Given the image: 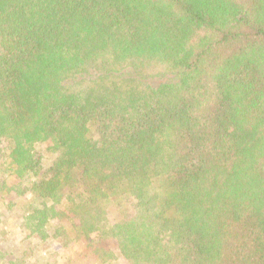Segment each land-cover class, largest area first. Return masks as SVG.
Segmentation results:
<instances>
[{"label": "trees", "instance_id": "trees-1", "mask_svg": "<svg viewBox=\"0 0 264 264\" xmlns=\"http://www.w3.org/2000/svg\"><path fill=\"white\" fill-rule=\"evenodd\" d=\"M27 192L66 264H264V0H0V201Z\"/></svg>", "mask_w": 264, "mask_h": 264}, {"label": "rangeland", "instance_id": "rangeland-1", "mask_svg": "<svg viewBox=\"0 0 264 264\" xmlns=\"http://www.w3.org/2000/svg\"><path fill=\"white\" fill-rule=\"evenodd\" d=\"M45 145H43L44 148ZM43 165L47 166L50 163L51 156L46 152L42 153ZM9 184L19 183L14 179L8 180ZM31 198V194L27 192L23 197H17L14 194H7L4 197V201H0V252L4 254L5 259L0 264H9L11 262H20L22 264H66L65 258L69 256L72 251H78L80 249L79 244L75 242L70 243L67 247H62L57 242H51L50 244H38L36 242L29 244L24 242L23 234L19 225V206L20 203L26 199ZM18 202V203H17ZM16 205L14 206L13 204ZM26 247L27 250L22 254V248ZM35 248L33 251H31ZM114 264H124L121 260Z\"/></svg>", "mask_w": 264, "mask_h": 264}]
</instances>
